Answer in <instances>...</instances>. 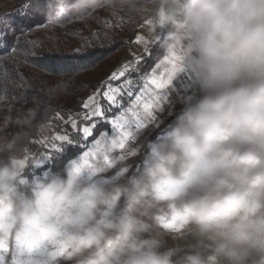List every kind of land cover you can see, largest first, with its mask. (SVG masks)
I'll return each mask as SVG.
<instances>
[{"label": "clouds", "instance_id": "clouds-1", "mask_svg": "<svg viewBox=\"0 0 264 264\" xmlns=\"http://www.w3.org/2000/svg\"><path fill=\"white\" fill-rule=\"evenodd\" d=\"M57 6L141 22L171 92L122 143L31 181L32 110L3 117L0 264H264V0Z\"/></svg>", "mask_w": 264, "mask_h": 264}, {"label": "trees", "instance_id": "trees-1", "mask_svg": "<svg viewBox=\"0 0 264 264\" xmlns=\"http://www.w3.org/2000/svg\"><path fill=\"white\" fill-rule=\"evenodd\" d=\"M77 2L70 0L72 4ZM25 6L35 9L39 15L32 17L26 24H20L13 33L5 36L3 40L6 47L0 48V77L4 72L8 74L6 79L0 78V97H3L0 99V122L9 113L15 116L17 113L28 114V110H32V127L25 128L28 133L27 148L31 154L48 155V158L38 167L25 169L24 175L31 181L45 171L63 175L68 161L86 151L109 128L108 119L120 115L122 109L133 100L137 92L135 87H132L133 95L118 107L111 108L100 96L107 86L105 82L108 77L120 68L122 58L142 24L124 13L114 16L104 10L90 15L83 13L88 16L85 20L78 18L81 13L76 10L64 11L58 16L55 0H0V16L8 17L9 13ZM49 17L53 22H49ZM29 28L34 30L26 33L25 30ZM76 32L79 33L78 37L72 35ZM93 33H99V37L93 36ZM17 36L22 41H41L40 46L34 49L38 56L28 58L31 63H22L9 54ZM82 45L87 54V66L74 71L64 70L70 64L68 55ZM149 48L151 54L146 53L143 62L135 66L139 78L149 76L163 58L158 42H152ZM21 76L24 78L23 83ZM120 80L111 83L118 84ZM97 89H101L99 103L102 108L110 107L111 110L106 112L104 120L97 121L93 135L84 139L82 134L78 136L74 130L68 134L77 142L65 145L62 150L55 152L44 146L42 142L64 129L70 115L82 112L83 100ZM77 122L80 125L81 119ZM37 125L44 126L43 133L37 131ZM8 131L11 134L18 129L10 128ZM146 136L154 139L156 132H148ZM106 175H111V172ZM20 190L26 191V186H21Z\"/></svg>", "mask_w": 264, "mask_h": 264}, {"label": "snow or ice", "instance_id": "snow-or-ice-1", "mask_svg": "<svg viewBox=\"0 0 264 264\" xmlns=\"http://www.w3.org/2000/svg\"><path fill=\"white\" fill-rule=\"evenodd\" d=\"M57 15L59 16L64 12L63 7L57 6L55 8ZM49 22H53L52 18L49 17ZM58 22V21H55ZM63 26V25H61ZM37 27H44V25H38ZM34 29L29 28L26 29V33L32 32ZM73 36L78 37L79 33H73ZM95 37H99V33H93L92 34ZM4 36L3 32H0V48L6 47V44L2 37ZM49 39H53L52 37H49ZM141 36H137L135 38V43H140L142 41ZM41 44V41L39 39L36 40H21L19 36L15 38V41L13 42L11 49H10V55H12L14 58H16L18 61L22 63H31V61L28 59L29 57H37L38 53L34 50L35 48L39 47ZM84 45L81 47H77L70 53L67 57L70 64L67 66V71H74L76 69H81L87 66V60H86V52L83 50ZM147 54H151V49L146 46L145 49ZM19 53V55H18ZM144 60V57H135L134 58V66H129V64H125L121 70L114 71L105 82L107 84L106 90H103L102 96L107 101V104L109 106H115L119 103V99L122 95V92L125 90L124 85H121V87H114L112 85V81H119L121 78L125 77L126 74H129L132 71L137 70L135 66H138L141 64ZM35 66V65H33ZM158 67V65H157ZM47 71L48 69H44ZM7 72H4L2 74V77L0 78H7ZM21 82H24V78L21 76ZM134 80L129 78L126 81V84L128 85L129 90H127V96L131 97L133 95V92L130 90L132 86H134ZM150 86L154 87L157 90H164L167 86V81L162 77L160 74L159 77L156 75H151L149 78L146 79L144 83L143 89H141L140 95H136L134 107L136 106H142L143 113L147 117L152 116L151 109L155 107L159 101L163 100L164 96L158 91L155 95L149 97L147 100L144 99L143 92L147 90ZM101 93V89H97L96 92H94L92 95H89L86 99L83 100L81 104L82 112L79 114L80 119L82 122H84L81 125H78L77 119L72 117L71 115L68 117V119L65 121L66 124H71V128L76 131V134L79 136L82 134V137L84 139H87L88 137L93 135V130L97 127V121L104 120L106 117V112L110 111L109 108H102L101 104L98 102V96ZM3 97H0L2 99ZM129 111H132V116L134 117L133 120H129L125 117L124 114H121L120 116L116 117L115 119H112L109 121L111 126L116 130L118 135L116 137H113L112 139H119L121 143L123 140L127 138L129 135L128 126L135 122L136 127H141L143 124L140 119V113L137 111H133L130 109ZM59 116V113L57 114ZM52 140L60 142L59 145L57 143H51V149L55 152H58L62 150V148L65 145L73 144L74 141L72 138H70L69 134H56L52 137ZM109 141V138L105 136V134H101L100 139L95 141L94 149L90 150L88 152H85L83 154L84 158H87L89 156L95 155V153L99 150H102L104 146L107 145ZM42 143L47 144V141H44ZM48 156V155H47Z\"/></svg>", "mask_w": 264, "mask_h": 264}, {"label": "rangeland", "instance_id": "rangeland-1", "mask_svg": "<svg viewBox=\"0 0 264 264\" xmlns=\"http://www.w3.org/2000/svg\"><path fill=\"white\" fill-rule=\"evenodd\" d=\"M38 15H39V12H37L35 9H32L31 7L25 6L24 8H21V9H18L16 11H14V12L9 13L8 14V17H6V16H0V32H3L4 33V36L2 37V39L5 36L10 35L11 33H13L20 24H26V23L29 22V20L32 17H36ZM138 35L143 38L142 41L140 43H135L134 42L135 39H134L130 43L127 51L125 52V54H124V56L122 58L121 66H120V68L117 71L121 70L122 67L125 64H129L130 67L131 66H134V58L135 57H143L146 54V51H145L146 46L149 48V46L151 45V43L154 42V41H152L148 37L147 31H146L145 27L142 26V25H141V27H140V29H139L136 37ZM160 61L156 64L155 68L152 70V72L150 73V75L147 76V77H145V78H139L138 75H136L137 74V71L135 70V71H132L130 73V75L129 74H126V76L123 77L118 84H112L114 87H121V85H124L125 90L122 92L121 97L118 98L119 99V103L117 105H115V106H110V107L111 108L118 107L120 104H122L123 102H125V101H127L129 99V96H127V90H129V88H128V85L126 84V81H127V79L131 78L135 82L134 83V86H132V87H135L134 89H136L137 92L135 93L133 100L130 102V104H129L130 106L128 105L126 108L122 109V111H121L122 113L121 114H124L127 119L134 121V117L132 116V111H129V110L132 109L133 111H137V112H139L141 114L140 115V119H141V122H142L143 125L150 124L155 118L162 116L163 114L159 111V109L162 106H166L165 100L159 101V103L155 107H153L151 109V111H152V116L151 117H147L146 115H144L142 106H136V107H134V102H135L136 95L142 94L141 93V89H143L144 83H145L146 79L149 78L153 74L156 75L157 77L160 76L161 69L157 67V65L160 63ZM132 87L130 88L131 91L133 90ZM106 88H107V86L105 87L104 90H106ZM158 91L163 96H166V95H169L170 94L171 89L170 88H167V89H164V90H157L154 87L150 86L147 90H145L143 92L144 99L147 100L149 97L155 95ZM100 97L102 99H104L103 96H102V93H101V96ZM100 97L98 96V98H97L98 99V102L100 100ZM178 106H179V104L176 105V109L178 108ZM79 114L80 113L74 114L72 117L76 118L77 121H78V120H80ZM120 115L119 114L114 115L113 117H111L110 119H108L107 122L111 121L112 119H115L116 117H118ZM165 115H167V114L165 113ZM172 119H173L172 116H168L165 122L166 123H170ZM83 123L84 122L81 121L80 122V125L83 124ZM136 129H137V127H136L135 122L131 123L128 126V131H135ZM71 131H74L71 128V124H66L65 127H64V129L61 132H56L53 135H51L50 137H48L45 140L48 143L47 144L44 143L43 145L46 146V147H48V148H51V143H53V142L54 143H57V145H59L60 142L52 140V137L54 135H56V134H65V133L68 134ZM146 133H148V131H145L144 135H146ZM101 134H105V136L108 137L109 139H111L113 137H116L118 135V133L111 126L110 123H109V128L106 129L105 131H103ZM101 134H100V136H99L98 139H100ZM98 139H96V140H98ZM94 145H95V142L92 143L88 147V149L86 151H84L82 154H80V156L83 155L85 152H88L90 150H93L94 149ZM35 146L37 148V145H35ZM62 264H67V262H62Z\"/></svg>", "mask_w": 264, "mask_h": 264}]
</instances>
